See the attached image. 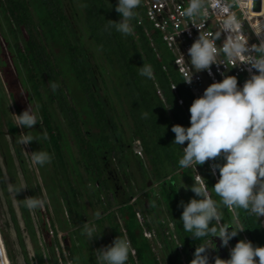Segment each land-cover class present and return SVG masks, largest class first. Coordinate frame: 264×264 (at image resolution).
<instances>
[{"label":"trees","instance_id":"1","mask_svg":"<svg viewBox=\"0 0 264 264\" xmlns=\"http://www.w3.org/2000/svg\"><path fill=\"white\" fill-rule=\"evenodd\" d=\"M117 3L118 0H37L35 4L32 0H4L3 9L9 13V19H6V22L14 25L12 28L15 30V35H19L20 28L27 29L26 55L28 52L31 58L33 56L35 60L39 58L40 65L48 71L50 79H54L49 72L54 73L55 58L68 62L67 67H64L72 74L74 86H78L81 96L78 99L73 98L75 107L64 108L62 112L66 119L67 132L75 134L74 144L80 145V154H78L80 168L87 173L86 183L90 186L88 190L85 188L86 194L80 203L88 207L86 217L81 213L74 214L73 212V208H78L75 200L80 202L78 198L80 196H77L74 190L77 186L75 187L71 182L66 157L70 160L77 155L74 154V146L68 139L62 140L59 133L60 125H55L52 129L48 120L50 113L45 110L41 111L42 117L47 120L46 133L49 137L48 140H41V148L52 156V162L46 166L55 173V170L59 168L61 173L59 177L63 182L62 202L59 204L60 208L62 207L60 211L62 220H58V228L64 231L76 226L74 232L67 230L70 242H68L69 247L63 245L64 251L67 250L65 258L59 253L56 254L58 251V248H55L56 239L47 241L45 238H40L47 264H95L94 251L111 244L117 236L129 240L130 252L133 251L135 254L134 257L129 255L130 263L127 262V264H152L153 261L159 264L158 257L151 252L150 246L153 248L152 245L143 238L142 229L143 227L151 229L154 220L159 219L157 215L155 216V209L162 202L166 211L165 218H170L173 222L177 233L176 240L181 245L183 254L186 255L187 249L208 239L193 240L190 234L183 230L182 221H180L183 211V208L178 206L180 202L187 203L192 198L199 199L190 190L191 185L194 184L195 172L193 170L195 167L199 176L205 179L211 197L218 203L220 201L212 189L217 182L209 170V164L212 162L193 165L190 168H181L178 164L183 155V149L179 145L172 144L175 134L171 128L175 124L190 126L189 107L194 99L176 72L172 56L163 44L159 32L146 20L142 4L136 10V19L132 21L135 29L132 35L123 36L114 29L110 32L104 31L107 20L119 21L120 19L115 11ZM19 54L23 56V53L19 52ZM41 56L46 61L43 62ZM88 56H91L92 60H88ZM143 64H150L153 67V79L139 75V67ZM59 67L65 75L66 71H63L60 65ZM98 79L101 83L100 87L97 84ZM98 87L103 93H107L108 102L105 96H101ZM179 100L181 104L178 103ZM109 105H115L111 106L114 109H121L123 106L125 110H119L116 114L112 111L113 116L111 115L109 119L107 112ZM143 112L149 114L148 119L141 118ZM81 122L85 124L84 131L80 125ZM6 127L9 138L17 132V128L10 122H7ZM1 134L0 132V136ZM136 142L140 156L133 150ZM9 143V145L6 142L0 145V154L7 179L9 178L6 182L0 172V237L9 264H15L10 229L19 233V228L16 212L9 196V186L26 185L25 192L29 196H37L41 185L38 183L34 186L14 140L10 138ZM8 146L12 148L18 169L13 164V156ZM184 146L186 147L187 144L185 143ZM29 147L32 152L35 151L33 142L29 144ZM127 155L134 163L140 183L137 185L135 182V185L131 186L127 202L123 201L121 204L115 198L122 191H120V184L124 181L127 189L133 179L128 168V165L131 167V159L129 161ZM135 158L138 160V165H136ZM116 160L122 169L127 168L125 173L119 168ZM217 162L223 163L221 160ZM106 171H111L112 177L106 174ZM51 172L47 173L51 174ZM217 178H219L218 170ZM84 182L81 183L83 188ZM148 183H151L150 187ZM186 186H188L187 190ZM11 194H13V199L20 200L21 210L25 211L21 193L17 196L13 192ZM140 194L145 198L142 208L145 207L143 213L147 216L144 215L143 226L137 222L140 228L138 235L135 233L134 222H132L133 217L135 218V211L133 210V214L126 215L122 208L133 198H135L134 203L137 204ZM37 197L44 198L41 193ZM153 201L155 207L152 206ZM134 203L132 205H135ZM114 207L118 208L122 214L126 236L119 233V223L115 221L112 211ZM54 211L56 210L51 207L48 214L50 218ZM97 211L101 213L100 218L95 216ZM221 211L224 219L222 223H232V216L228 209L222 207ZM35 213L39 217L38 224L41 234L46 233L51 227L56 229L52 223L47 228L42 209H36ZM235 215L246 228L245 232L254 246H264V234L260 229L258 219L255 216H248L243 209H236ZM84 219L90 226H92V220L99 223L96 226L98 232H101L100 238H94L89 242L84 235H81L82 230L80 229L83 228ZM158 221L160 229L163 228V223L160 219ZM76 222L81 223L79 229ZM106 227L110 229V233ZM73 233L76 237L75 242ZM18 237L21 240V237ZM62 239H65L64 235ZM99 239H102L103 243L99 242L101 241ZM161 242L162 239H159V244L155 245L156 249L153 248L154 251H158ZM164 242V257H160V260L164 264H177L166 237ZM21 245L19 241L20 250L26 255ZM27 259L26 257L25 260ZM33 262L43 264L42 256L37 249H35Z\"/></svg>","mask_w":264,"mask_h":264},{"label":"clouds","instance_id":"2","mask_svg":"<svg viewBox=\"0 0 264 264\" xmlns=\"http://www.w3.org/2000/svg\"><path fill=\"white\" fill-rule=\"evenodd\" d=\"M141 3L142 0H118L115 11L119 14L120 19L119 21L107 20L104 31L110 32L114 29L123 36L132 35L135 30L132 21L136 19V10L141 6ZM254 4L255 0H231V4L228 5H222L221 0H188V6L181 12V15L190 19L192 25L199 30L198 38L187 50L191 69L189 73H185L183 82L188 85L192 84V69L196 73L207 71L211 76L213 65L218 68L220 65H224L228 68V64H231L232 67H241L242 70L249 73V78L240 87L237 76L226 75L222 72L223 79L211 83L204 90L203 95L191 103L189 107L190 126L184 127L175 124L171 128L175 134L172 144L179 145L183 149V155L178 161L181 168L212 162L210 173L215 176L217 170L219 172V178L212 187L220 198L219 203L211 197L205 179L201 176L195 179L199 175L195 167V171L193 170L195 172L194 184L191 185L190 190L199 199L192 198L187 203L181 201L178 205L183 208L180 217L183 230L189 233L193 240L200 241L208 238L203 243L196 245L194 258L190 264H210L208 251L210 247L205 242H210L212 238L216 237L220 240V247L224 248L228 259L216 256L214 264H264V246H254L249 235L245 232L246 228L242 226L239 219L234 220L233 218L236 209H243L248 216H255L257 219L264 217V22L251 24L252 34L258 40V43L251 44L239 34L238 25L240 22L234 14H228L222 20L221 30L215 32L211 38L202 31L203 22L199 25L195 23L196 19L203 21L209 7L217 8L223 14L229 7L238 6L246 11V14L251 15ZM261 7L264 8V0H261ZM222 37V45L218 49L216 41ZM220 55H223L225 63L218 61ZM139 75L153 79V67L150 64H143L139 67ZM50 87L53 92H56L60 85L52 82ZM14 116L18 128L30 130L41 123L37 114L29 106L21 114H14ZM148 117L147 112L141 113L142 119H148ZM48 139L46 132L39 138L33 137L28 132L26 134L22 132L16 142L27 146L34 140L40 143L41 140ZM137 147L138 143L136 142L134 144L135 151L138 150ZM220 160L223 163L217 162ZM31 162L33 165L43 167L52 162V156L44 150L33 151L31 152ZM26 188V185H10L9 191L17 196ZM185 188L187 190L188 186ZM134 200L135 198L131 200L130 204L134 203ZM23 203L29 211L43 209L46 205L45 200L37 196L25 197ZM152 206L155 207L154 201ZM222 207L228 209L232 216V223H222L224 221ZM230 210L233 211V214ZM95 216L100 218L101 213L97 211ZM135 216H137L139 224L143 226L142 216L136 211ZM167 220L161 221L162 227H173L172 222L168 218ZM258 223L260 226L259 220ZM149 228L143 227L142 235L154 250L156 249L155 245L159 244V239H162L157 252L150 246L151 252L158 257L159 264H164L160 257H164L165 237L167 243L175 245L174 247L171 245V250L176 258V263L184 264L186 262L184 258L187 254H183L177 238L173 237V231L166 235L162 228L159 229L160 227ZM260 229L264 234L261 226ZM48 231L53 234L50 228ZM144 233H149L150 237H145ZM81 235H84L90 242L94 238H100L101 232H98L94 225L90 226L86 222ZM242 235H245L249 240L242 239ZM56 237L63 247V235H60L59 232ZM232 241L237 242L235 246ZM229 244L231 248H229ZM226 248H229V253ZM130 250V241L117 236L111 244L94 251L95 264L130 263ZM189 250L190 248L186 252L191 253ZM178 251L179 254H177ZM2 252L3 248L0 247V253ZM134 255L133 252V257ZM62 257L65 258L66 255H62ZM78 259L77 257L76 260L78 261Z\"/></svg>","mask_w":264,"mask_h":264},{"label":"flooded vegetation","instance_id":"3","mask_svg":"<svg viewBox=\"0 0 264 264\" xmlns=\"http://www.w3.org/2000/svg\"><path fill=\"white\" fill-rule=\"evenodd\" d=\"M3 2L0 1V29H1V25H3V30L4 34L6 35H2V32L0 30V48H4L5 50V56L6 58H4V62L9 66L8 69H2L1 65H0V82L2 84V91H1V86H0V92H2L5 96V98L0 97V120H4V124L7 125V122H10L11 124H13L16 128H17V132L14 135H11L10 138L11 140L15 142V136L20 135L22 132L23 133H29L32 134V136H36L37 138L41 137L42 134H44L46 132V128H47V120H44V118L42 117V110H45L47 112L50 113L49 115V124L50 126L55 125H60L61 129L59 131V133L62 136V140L64 139H68L69 142H71V144L74 146L73 147V151H75L74 157H72L70 160L67 159L66 164H68L70 161H73V166H67V168H69L70 170V178H71V182L73 183V185L76 187V181L78 182V180L80 178H82V181H85V186H84V191L85 192V188L90 187L87 183V173L84 172L83 168H80V163H79V155L80 154V145L78 143L74 144L73 138L74 135L72 132H67V128H66V119L64 117V113L62 112L64 110V108L67 109H71V107H75V104L73 102V99L70 97L71 100H67L68 99V95H70V90L68 88L67 82L65 81L64 77L61 75V71H60V67L56 65L54 68V73L49 72L50 76H54V79H50L48 76V71L44 68H42V66L40 65V59L38 58L37 60H35V57L33 56V58H31L29 56V53L27 52V55L25 53V48H26V42L28 41V34H27V29L20 28V33L18 36L15 35V30L12 28V26H14L13 24H11L10 22L7 23L6 19H9V13L5 12V10L3 9V4H4V0H2ZM10 24V25H8ZM13 29V30H12ZM2 42L4 44V47L2 45ZM38 42V41H37ZM52 46H54V44L50 43ZM23 53V56L21 54H19V52ZM10 58V62L7 63V59ZM16 59L17 62L15 63L17 68L14 66V61L13 59ZM42 61L44 62L45 58L41 56ZM88 60H92L91 56H88ZM46 61V60H45ZM13 64V65H12ZM46 66L47 63H45ZM53 66H51L52 68ZM20 73V75L22 76L21 81L18 79L17 74ZM5 78L7 79L8 83L10 84V87L8 88H30V105L26 103L25 98H23L22 96L19 97H15L13 94L8 95L7 94V89L6 86L4 84ZM52 82L58 83L60 85L59 89L56 92L52 91V88L50 87V84ZM65 87V88H64ZM61 89V90H60ZM64 89H66L67 92L64 91ZM17 91L19 92V94H22V92L20 91V89H17ZM7 94V95H6ZM39 95V96H38ZM50 95V98H49ZM7 99V103L5 102V100ZM64 101H66L67 103H63ZM7 104H9V107L12 106V108L14 109L15 114L19 115L21 114L24 110H26L28 108V106L30 107V109H36L39 111V117L41 119V123L37 124L34 126V128L31 130L26 129V128H18L16 126L15 123V119L14 120H8L3 117L5 109ZM31 106H33V108H31ZM4 109V110H3ZM22 111V112H21ZM83 118V117H82ZM39 119V120H40ZM84 119V118H83ZM82 120V119H81ZM83 131L85 128V124H82V122L80 123ZM43 128L45 131H43ZM3 134V133H2ZM5 135V134H3ZM9 136V135H7ZM41 142V141H40ZM33 144L36 146V141H33ZM42 146V145H41ZM29 147V145H28ZM83 148L85 146H82ZM30 149V147H29ZM134 150V148H133ZM31 149L29 152V156L31 157ZM123 154L125 153L124 151L122 152ZM129 161H130V157H128V155L126 156ZM137 157V156H136ZM138 158V157H137ZM136 162V165H138L139 163L138 160L135 158L134 159ZM141 160L143 161V159L141 158ZM117 161V160H116ZM117 164L119 166V162L117 161ZM131 167L128 165V168L130 169L129 173H131L133 179L131 181V183L127 186V191L131 192V186L135 185V182L137 185H139L140 183V179H139V175L137 170L134 167V163L131 159L130 161ZM79 165V166H78ZM77 168H79V170H77ZM119 168L121 170H123V172L125 173L127 168H121L119 166ZM31 172H29V179L32 180L34 186L36 184H41L42 182V178H45L47 172H51V169L47 168V166L45 165L44 167H40L38 165H34V168L30 169ZM55 173L56 179H58L59 176H61V173L59 171V168H57ZM59 171V173H58ZM142 173V170H141ZM60 174V175H59ZM106 174H109L112 177V172L111 171H106ZM54 175V174H53ZM37 186V185H36ZM115 185H113L114 187ZM81 187V186H80ZM137 188V187H136ZM134 188V189H136ZM41 191L43 193H41V195L46 196V192H45V188L42 186L41 187ZM62 193L61 191H59L58 195L56 196V198L60 197V202L59 204L62 202L61 198H62ZM55 198V197H54ZM162 207H161V211H165V206L163 204V202L161 203ZM166 212V211H165ZM145 216H147L146 214H144ZM144 219V216H143ZM148 219V218H147ZM169 236V235H168ZM211 242H205V244L210 247L209 248V256H210V264H214V259L217 256L214 253V250L211 248L210 245ZM197 246H194L193 248H191V253H187V255L184 258V264H190V261L194 258L193 254L195 252V248ZM226 259V258H225ZM228 259V258H227Z\"/></svg>","mask_w":264,"mask_h":264},{"label":"rangeland","instance_id":"4","mask_svg":"<svg viewBox=\"0 0 264 264\" xmlns=\"http://www.w3.org/2000/svg\"><path fill=\"white\" fill-rule=\"evenodd\" d=\"M0 1L2 2V0H0ZM32 1L35 2V4L37 3V0H32ZM3 28H4L3 25H1V29L0 30L2 32V35L4 36L7 33L4 34L5 30H3ZM2 45L4 47L3 42H2ZM162 47L165 49L163 44H162ZM4 48H0V65H1L2 69H8L9 66L4 62V58H6V56H5L6 52H5ZM13 61H14V63H13L14 66L17 68V66L15 64L17 62V60L14 58ZM9 62H10V58L7 59V63H9ZM64 62L65 61L63 59L57 60L55 58V63L57 64V66L59 67V65H60L62 70L66 71L65 75L62 72H60V73H61L62 76L64 75L63 77H65V81L67 82L68 88L70 90V95L67 94L68 95V99L67 100H71L70 97L72 99L73 98H76V99L81 98V96L79 95L80 93H79L78 86H76V87L74 86L75 84H74V80H73L72 74L70 72H68L67 68L64 67V66L67 65L68 62L67 63L66 62L64 63ZM17 77L21 81L22 76L20 75V73L17 74ZM3 81H4V84L6 86L8 95L13 94L16 98L19 97V96H22L23 98H25L27 104H29V105L31 104L30 103L31 98H30V88L29 87L28 88H16V87L8 88V87H10V84L8 83L7 79L5 78V80H3ZM97 84H98L99 87L101 86V83H100L99 79L97 80ZM0 86H1V91H2L1 82H0ZM17 89H20L22 94H19ZM64 91L67 92L66 89H64ZM99 93L101 94L102 97L105 96L106 101L108 102L107 93L106 92L103 93L102 89H100V88H99ZM0 97L5 98V96H4V94L2 92H0ZM5 102L7 103V99L5 100ZM109 106L110 107H109V109L107 111L109 119H110L111 115L113 116V114L111 113L112 111L115 112V114H116V112H118L119 110H123V111L125 110V107H123V106L121 107V109L120 108H117V109L112 108L115 105H113V106L109 105ZM107 107H108V105H107ZM31 108H33V106H31ZM31 110L34 113H36L37 116H38V119H40L39 111L36 110V109H31ZM3 112L5 114V115H3L5 120L6 119H8V120H10V119L14 120L15 119L14 109L12 108V106L9 107V104H7L6 109ZM40 121H41V119H40ZM4 122H5L4 120H0V132L5 134V135L1 134V136H0V145L4 144L5 142H6L7 145H9L10 144L9 143L10 142V138H9V136H7V127L4 124ZM43 131H45L44 128H43ZM30 135H32V134H30ZM19 137H20V135L15 136V145H16V147L19 150L20 157L23 159V162L25 163L26 170L28 169L29 172H31L30 169L31 168L33 169L34 165L32 164L31 157L29 156L30 149H29L28 145L27 146H22V145H20V144H18L16 142L19 139ZM33 137H36V136L34 135ZM8 148L11 151L12 156H13V164H14L15 168L18 169L17 161L14 158V155H13V152H12V148L10 146H8ZM39 150H42L41 143L36 141L35 151H39ZM69 165L73 166L74 165L73 161H70ZM0 172H1V175L4 178V180L6 182H8L9 178L7 179V173H6V169H5L1 154H0ZM53 172L54 171H52L51 174H53ZM51 174L47 173L45 178H42V182H41L40 185H41V187L43 186L45 188V192H46V196L43 195V197L45 199L41 198V199L45 200V202H46L45 207L42 209L43 216H44V221H45V224H47V228L49 227V225L51 223L54 225V227H56V229H54L53 227L50 226L51 227L50 229L53 231V234H50L48 229H47L46 233L41 234V232L39 231V224H38L39 217L36 215L35 210L34 211H29L25 207L24 203H23V205H24L25 211L23 209L21 210V205L22 204H21L20 200L17 199V198L13 199L12 198L13 194H11V192L9 191L11 204H12L13 208L15 209L16 217H17V220H18V228H19V233H16L15 230L10 229V233H11V236H12V248H13V251L15 253V264H38V263L33 262V257L35 255V249H37L39 251V253L41 254L42 259H43V264H47V261H46V258H45V250L43 249V247L40 244V238L41 239L45 238L47 241H51V240H55L56 239L57 240V244H56L55 248H58V251L57 252L55 251L56 254L59 253L60 256H62V255L63 256L66 255L67 256V250L64 251V248L62 247L61 243L58 241V238L56 237V235L59 234V231H60V235H64L65 236V239L63 240V245H65L66 247H69V243L68 242H70V240H69L70 237H69V232L68 231H70V232L73 231L74 232V230L76 229V226H74V227L72 226L71 227L72 229L68 228V229H65L64 231H61L60 228H58L59 227L58 220L59 221L62 220L61 219L62 216L60 215V211H61L62 207L60 208V206H59L60 197L56 198V196L58 195L59 191H61V188L63 187V182H62V178L58 177V179H56V176L55 175H51ZM82 182L83 181L80 180V179L78 180V182L76 181L77 188L74 189V190L76 191L77 196L78 195L80 196V197H78L80 202L79 201L76 202V200H75V203H77L78 208H76V207L73 208L74 209L73 212H74V214L81 213L82 215H84L86 217L85 213H86V209L88 207H86L85 205H81L80 204L82 202L83 196L86 194L85 192H83L84 188L80 187L83 184ZM148 185H149V187L151 186V184H148ZM120 188H121L120 191L121 190L122 191L115 198H117V202L120 201L121 204H122L123 201L127 202V199L129 197V192L126 189V184H124V181L120 184ZM86 189L88 190V188H86ZM78 192H79V194H78ZM39 193H43V192L40 190V192H37V196H39ZM21 197L24 199L25 197H29V195L24 190V191L21 192ZM144 201H145L144 196L140 194V199H139L137 204L132 205L130 203L129 204L126 203L125 206H123V208H122V205H121V208H122L123 212L126 215H130V214H133V210L135 209V206L139 205L140 203H144ZM51 207H53V210L55 209L56 211H54L55 213L53 212V214H52V216L50 218L48 214L51 211ZM161 207H162V205L160 204V206L156 207L155 211L156 212L159 211L158 217L164 218L162 216H165L166 213H165V211H161ZM164 220L168 221L167 218H164ZM169 220H170V218H169ZM85 221L86 220L84 219V222ZM132 222H134L133 225L135 226V233H138V235H139L140 234V228H139V226H137V224H138L137 223V219L133 217ZM76 224H77V228L79 229V225H81V223L76 222ZM96 224H99V223H96ZM154 224H156V225H158L160 227V223H159L158 219L155 220ZM172 226L174 227L173 222H172ZM80 230H82V228ZM65 231H67V232H65ZM174 232H175V234H177L175 230H174ZM78 235H79V233H78ZM18 236L21 237V240L19 239ZM73 236H74V242H75L76 241V237H75L74 233H73ZM19 241L22 243L21 247H24L26 255H24L21 252L20 246H19ZM180 247H181V245H180ZM193 247L194 246H192L191 248H193ZM191 248H190V250H191ZM151 255H152V253H151ZM26 257L28 258L27 261L25 260ZM149 264H151V263H149ZM152 264H155V262L153 261Z\"/></svg>","mask_w":264,"mask_h":264},{"label":"built area","instance_id":"5","mask_svg":"<svg viewBox=\"0 0 264 264\" xmlns=\"http://www.w3.org/2000/svg\"><path fill=\"white\" fill-rule=\"evenodd\" d=\"M142 6L145 9V18L151 24V26L157 30L162 38L163 43L169 50L173 65L176 72L180 75L182 82L185 78V73H189L191 69L190 57L188 56V48L198 38L199 30L192 25L190 19L184 18L181 12L188 6V0H142ZM222 5L231 4V0H221ZM260 11L261 16L254 17L253 12ZM262 11L261 0H255V4L252 9V14H246V11L242 10L238 6H232L227 9L226 13H221L219 9L209 7L207 10V16L201 19H196L195 23L199 25L204 23L202 31L211 38L215 32L221 30L222 20L226 18L228 14H234L239 20L238 32L242 38L249 41V43H258L256 37L252 34L251 24L257 22H264V11ZM140 24V22H139ZM180 33V34H179ZM179 34V35H178ZM223 37L216 41V46L219 49L222 45ZM218 61L225 63L223 55L218 56ZM193 71V82L191 85L183 82V85L191 94L193 99L203 95L204 90L213 82H219L223 79L221 73L226 75H234L238 78V86L242 87L246 79L249 78V73L246 70H242L241 67H232L228 64V68L224 65H220L219 68L216 65L212 66V75L210 76L207 71L196 73ZM181 104V100L178 101ZM137 154H140L139 150H136ZM209 164V169H210ZM211 171V169H210ZM212 175V173H211ZM197 175L195 179L198 177ZM213 176V175H212ZM217 181V173L213 176ZM233 214V211L230 210ZM234 220L237 218L233 214ZM260 226L264 230V217L258 218ZM145 237H150L149 233H144ZM242 239H247L245 235H242ZM249 240V239H247ZM229 248H231L229 244ZM229 248L227 252L229 253Z\"/></svg>","mask_w":264,"mask_h":264},{"label":"crops","instance_id":"6","mask_svg":"<svg viewBox=\"0 0 264 264\" xmlns=\"http://www.w3.org/2000/svg\"><path fill=\"white\" fill-rule=\"evenodd\" d=\"M135 204V203H134ZM145 208V207H144ZM144 208H142V203H140V205H137V206H135V209H134V211H136L137 213H139V215H141L142 216V219H143V216H144ZM112 211L114 212V215H115V221H117L118 223H119V233H121V235H123L124 234V236H126L125 235V227H124V220H123V217H122V214H121V212L119 211V209L118 208H112ZM158 216L159 215V211L156 213L155 212V216ZM153 217V216H152ZM162 217H164L165 218V216H162ZM135 218L137 219V222H138V218H137V216H135ZM164 218H160L159 217V219H160V221H162V222H164L165 220H164ZM158 219V220H159ZM156 220V219H155ZM154 220V221H155ZM89 224V223H88ZM95 226L96 228H97V226H96V223H94V221L92 220V226ZM107 228V227H106ZM151 228H159L158 227V225H156V224H154V223H152V226H151ZM160 229V228H159ZM174 230H175V228L174 227H163L162 228V231H163V233H165L166 235H167V233H171L172 231L174 232ZM107 231H108V233H110V229L109 228H107ZM164 237V236H163ZM169 237H172L171 235H169ZM173 237H176V234H175V232L173 233ZM99 240H101V241H99V242H101V243H103V241H102V239H99ZM172 245V244H171ZM173 247L175 246L174 244L172 245ZM131 251V250H130ZM130 255H132L133 256V253L132 252H130ZM135 256V255H134Z\"/></svg>","mask_w":264,"mask_h":264},{"label":"water","instance_id":"7","mask_svg":"<svg viewBox=\"0 0 264 264\" xmlns=\"http://www.w3.org/2000/svg\"><path fill=\"white\" fill-rule=\"evenodd\" d=\"M210 242H211L210 243L211 248L214 250V253L217 256H219L221 259H225V258L227 259V255L224 248L220 247V240L217 238H212V241ZM236 243H237L236 241L234 242L232 241L233 246H235ZM0 247L3 248V252L0 253V264H9L1 237H0ZM189 252H191V250H189Z\"/></svg>","mask_w":264,"mask_h":264},{"label":"bare ground","instance_id":"8","mask_svg":"<svg viewBox=\"0 0 264 264\" xmlns=\"http://www.w3.org/2000/svg\"><path fill=\"white\" fill-rule=\"evenodd\" d=\"M263 11H264V8H262V11H261V12H263ZM253 16H254V17H259V16H261L260 11H258V12H253Z\"/></svg>","mask_w":264,"mask_h":264}]
</instances>
